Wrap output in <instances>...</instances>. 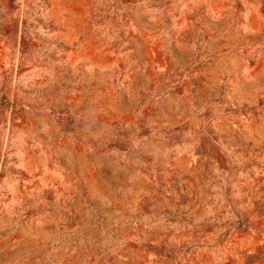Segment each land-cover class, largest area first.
I'll return each instance as SVG.
<instances>
[{
	"label": "rangeland",
	"instance_id": "1",
	"mask_svg": "<svg viewBox=\"0 0 264 264\" xmlns=\"http://www.w3.org/2000/svg\"><path fill=\"white\" fill-rule=\"evenodd\" d=\"M0 264H264V0H0Z\"/></svg>",
	"mask_w": 264,
	"mask_h": 264
}]
</instances>
